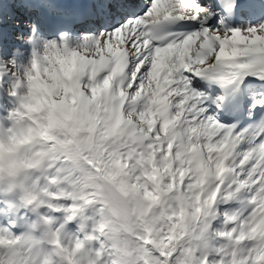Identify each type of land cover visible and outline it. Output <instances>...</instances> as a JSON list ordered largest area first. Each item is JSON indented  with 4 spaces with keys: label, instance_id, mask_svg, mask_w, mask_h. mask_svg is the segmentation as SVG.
I'll list each match as a JSON object with an SVG mask.
<instances>
[{
    "label": "snow or ice",
    "instance_id": "1",
    "mask_svg": "<svg viewBox=\"0 0 264 264\" xmlns=\"http://www.w3.org/2000/svg\"><path fill=\"white\" fill-rule=\"evenodd\" d=\"M240 4L0 0V55L9 23L33 37L37 70L38 35L75 61L67 91L96 131L88 146L54 148L43 180L47 206L100 237V264H264V12L233 24ZM113 185L135 206L118 232L84 216Z\"/></svg>",
    "mask_w": 264,
    "mask_h": 264
},
{
    "label": "clouds",
    "instance_id": "2",
    "mask_svg": "<svg viewBox=\"0 0 264 264\" xmlns=\"http://www.w3.org/2000/svg\"><path fill=\"white\" fill-rule=\"evenodd\" d=\"M20 38L31 49L33 37ZM37 38L43 42L36 49L39 70L34 67L37 56L31 52L27 63L20 62L15 51L10 58L0 55V65L13 77L5 90L10 97L17 98L7 117L0 118V190L16 194L22 207L39 210L50 203V186L43 178L52 167L54 148L65 142L88 146L96 131V117L92 109L80 105L78 100L73 103V94L67 91L75 66L73 57L52 55V50L45 47L52 43L63 48L64 41L57 37ZM71 46L76 47L75 43ZM46 56L47 61L43 59ZM3 75L0 74V85L6 83ZM33 84L46 86L34 88ZM53 93L59 103H53ZM65 96L67 100L62 99ZM96 212L98 224L118 232L134 222L133 198L119 185H113ZM58 220L40 213L23 231L0 227V264H100L103 256L96 246L100 237L80 228L72 231L67 227V218L63 222Z\"/></svg>",
    "mask_w": 264,
    "mask_h": 264
},
{
    "label": "rangeland",
    "instance_id": "3",
    "mask_svg": "<svg viewBox=\"0 0 264 264\" xmlns=\"http://www.w3.org/2000/svg\"><path fill=\"white\" fill-rule=\"evenodd\" d=\"M253 2H256L258 6L264 8V0H253ZM13 7L15 8V5H13ZM254 9L256 10V8H254ZM222 17L226 18L225 14L223 12L220 14L219 17L215 18L214 21L218 24ZM249 20H252L253 22L255 21V20H253V18H251L250 13H246L242 17H240L239 19L235 20L232 23L233 24L247 23ZM8 27L11 28V30H13V28H14V26H12V25H10ZM4 28H7V27L5 26ZM15 37H16V35H14V34L13 35H8L5 32V35H4V38H3V41H2L3 49H4L3 57L4 58H10V57L13 56L14 51H15V55L17 56V59L19 58V61L22 62V63H27V61L29 60L30 52H31L30 46L25 44L23 41H20V40H19L18 45L14 46L13 42L15 40H17ZM0 70H4V72L1 71L0 73L4 74L3 75V80L6 83L3 84V85H4V88L6 89L7 83H11L13 77H12L11 72H7V70H6V68L4 66L0 65ZM16 103H17V98L16 97H10L8 95V93H7V96L4 97L2 100H0V118H6L7 115H8V110L10 108H13ZM1 193H3V195H8V194H4V192L2 190H1ZM8 196L10 198H12V199H9V198L2 199L1 198V200L6 202V203H8V204H11L13 199L14 200L15 199L18 200V197H12L10 195H8ZM62 201L63 202H61V200H59L58 203H63V204H66V205H71V203H72V201L70 199H67V200L63 199ZM45 206L46 205H43L41 207L44 209ZM98 207H99V205H97L95 207H92V206L87 207L84 210V216H86V217L96 216V218L99 219V215L96 212V209ZM44 211H45V209H44ZM56 211L58 213H60L61 211L65 212L64 210H59V211L56 210ZM77 218L80 219L78 224L75 225V226H72L71 228H69V229H71L74 232L78 231V229L80 228V224L82 222L80 217H77ZM31 222H32V220L29 221V223H31ZM86 224H87V229L91 230L92 221L91 220H87ZM80 234L83 235V233H80Z\"/></svg>",
    "mask_w": 264,
    "mask_h": 264
},
{
    "label": "bare ground",
    "instance_id": "4",
    "mask_svg": "<svg viewBox=\"0 0 264 264\" xmlns=\"http://www.w3.org/2000/svg\"><path fill=\"white\" fill-rule=\"evenodd\" d=\"M62 2H64V3H66V2L73 3V2H75V0H62ZM250 2H251V4H252V6H254V8H256L257 15H259L261 12H264V8L258 6L256 2H253V0H250ZM254 8H253V9H254ZM219 14H220V11L217 10V15H216L215 18L219 17ZM236 16H238V15L236 14L235 17L232 19L231 22H234V21H235ZM250 16H251V18H253V20H255V17H253L252 15H250ZM238 17H239V16H238ZM5 26L7 27V28H5V30H6V33H7L8 35H13V34L16 35L18 29H16L15 26H14L13 30H11V28L8 27V26H10L9 23H5L4 27H5ZM18 43H19V40H15V41L13 42L14 46L18 45ZM24 54H25V53H24ZM22 56H23V55H22ZM24 59H25V58H24ZM18 60H19V58H18ZM1 71L4 72V70H0V72H1ZM0 74H1V73H0ZM8 195H10V196H12V197H17L16 194H14V193H8ZM16 201H17V200H16ZM2 202H3V201H2ZM40 213H43V214L48 215V216H51V214H49L48 212L44 211V209L41 207L39 210L34 209L33 214H31V215H32V218H31V219H32V220L37 219V217H38V215H39ZM68 214H69V213H67V212H62V214H59V215H61V219H60L58 222H63L64 220H66ZM28 215H30V214H28ZM28 220H29V219H28ZM78 221H79V218H76V219L70 221L68 224L71 225V226H75V225L78 224Z\"/></svg>",
    "mask_w": 264,
    "mask_h": 264
}]
</instances>
